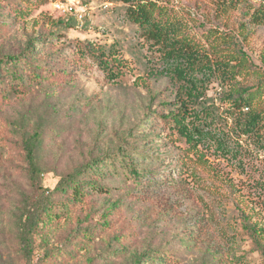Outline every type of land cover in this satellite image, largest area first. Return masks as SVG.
I'll use <instances>...</instances> for the list:
<instances>
[{
    "label": "rangeland",
    "instance_id": "1",
    "mask_svg": "<svg viewBox=\"0 0 264 264\" xmlns=\"http://www.w3.org/2000/svg\"><path fill=\"white\" fill-rule=\"evenodd\" d=\"M64 5L0 0V58L31 47L41 73L23 97L0 91V264H138L153 251L162 259L142 264H264V150L246 138L236 157L187 145L166 119L179 85L161 75L159 53L125 5L83 0L80 22ZM168 6L212 58L231 61L242 48L238 84H258L254 108L264 110V0L235 9L217 0ZM86 44L119 77L108 80L80 56ZM204 86L220 114L229 86L218 78ZM127 156L152 172V187L122 173ZM100 158L113 165L86 179L100 191L82 200L55 193L62 178ZM254 227L255 239L246 231Z\"/></svg>",
    "mask_w": 264,
    "mask_h": 264
},
{
    "label": "trees",
    "instance_id": "2",
    "mask_svg": "<svg viewBox=\"0 0 264 264\" xmlns=\"http://www.w3.org/2000/svg\"><path fill=\"white\" fill-rule=\"evenodd\" d=\"M107 1L125 5L127 20L138 27L140 36L159 53L161 75L168 76L178 83L180 93L176 94L173 103L170 104L175 110L168 112L166 119L171 122L172 128L177 130L179 136L184 138L187 145L194 147L202 145L206 149L214 147L216 152L236 157L235 154L239 152L235 146L242 138H246L264 150V110L254 108L259 86L258 84L239 86L237 81L242 61L247 59L242 48L238 46L236 57L231 61L223 57L212 58L210 51L198 47L193 37L187 35L181 18L168 8L169 0ZM217 1L220 7L233 9L239 5L244 6L247 2V0ZM259 17L255 11L251 15V21L259 23ZM217 35L221 37L220 34ZM225 39L223 35V43ZM27 49L28 52L0 58V91L3 95L8 93L23 97L28 89V83L36 81L41 76L38 67L34 65L35 55L30 54L31 47ZM78 53L80 56L91 58L108 80L113 81L119 77L120 73L115 69V63L107 61L104 54L90 44L79 48ZM232 61H235V64H232ZM213 78H218L221 87L229 86L219 99L222 104L227 105L220 114L215 110L217 108L215 104L209 102L204 90V85ZM228 121H231L229 127ZM128 158L130 157L127 156L121 161L119 169L122 173H127L133 178L134 183L138 182L144 188L152 187L150 182L152 172L146 168L140 169ZM108 164L113 165L109 158L90 160L62 178L54 189L55 193L68 195L73 200H82L90 191H100L101 188L92 181V178L86 179L100 177L102 169L108 167ZM112 167L115 172V166ZM246 231L255 239L256 227L247 228ZM162 257L155 251L149 255L144 253L138 259V264H142L143 261L156 263Z\"/></svg>",
    "mask_w": 264,
    "mask_h": 264
},
{
    "label": "built area",
    "instance_id": "3",
    "mask_svg": "<svg viewBox=\"0 0 264 264\" xmlns=\"http://www.w3.org/2000/svg\"><path fill=\"white\" fill-rule=\"evenodd\" d=\"M65 5L62 8L64 14L72 16L77 21H81L83 19V14H85L86 6L79 5L77 0H64Z\"/></svg>",
    "mask_w": 264,
    "mask_h": 264
}]
</instances>
